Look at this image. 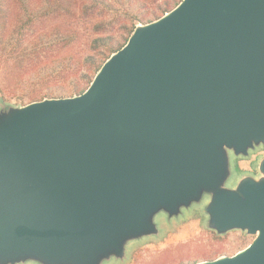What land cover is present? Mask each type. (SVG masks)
<instances>
[{
	"label": "water",
	"instance_id": "obj_1",
	"mask_svg": "<svg viewBox=\"0 0 264 264\" xmlns=\"http://www.w3.org/2000/svg\"><path fill=\"white\" fill-rule=\"evenodd\" d=\"M260 146L264 0H180L80 94L0 98V264H126L193 207L253 239L187 264H264V153L226 184Z\"/></svg>",
	"mask_w": 264,
	"mask_h": 264
},
{
	"label": "trees",
	"instance_id": "obj_2",
	"mask_svg": "<svg viewBox=\"0 0 264 264\" xmlns=\"http://www.w3.org/2000/svg\"><path fill=\"white\" fill-rule=\"evenodd\" d=\"M180 0H0V98L25 104L80 94L137 23L150 22ZM96 17L87 51L75 45L81 19ZM116 24V32H108ZM186 243L145 264L189 263ZM215 257L204 256L203 260Z\"/></svg>",
	"mask_w": 264,
	"mask_h": 264
},
{
	"label": "rangeland",
	"instance_id": "obj_3",
	"mask_svg": "<svg viewBox=\"0 0 264 264\" xmlns=\"http://www.w3.org/2000/svg\"><path fill=\"white\" fill-rule=\"evenodd\" d=\"M96 21V17H88L87 19H81L78 26L83 30V38L75 45L76 50L87 51L88 41L95 36H98V33L89 29V25L92 22ZM116 24L109 27L108 32H116ZM12 102V101H9ZM14 103V102H12ZM260 146L256 149H262ZM253 153L250 151V154ZM264 153V150H259L253 153L248 159H244L242 156L231 158V165L233 169V174L229 181L226 183L227 186L231 187L240 177L242 172H256L254 165L256 164V159L258 156ZM194 212H191L186 215L183 219L180 217L181 221L174 223L171 229L165 231L164 236L157 241H146L143 242L132 250V247L139 240L133 241L131 245L127 248L126 260L129 261L126 264H145L154 259V257L161 250H170L175 252V246L177 244L186 243L187 246H184L186 253H188V261L197 262L203 260L204 256L215 257L221 255H231L236 251L244 248L248 245L253 236L246 235L241 231H231L223 236L216 235L213 231L205 229L202 226L203 216L197 209ZM160 215L156 217V222L160 224L162 221ZM132 251V253H131ZM104 264H110L105 262ZM112 264V263H111ZM187 264V263H183Z\"/></svg>",
	"mask_w": 264,
	"mask_h": 264
}]
</instances>
